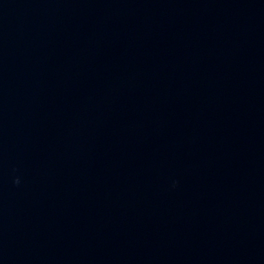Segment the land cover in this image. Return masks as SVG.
<instances>
[{
  "label": "water",
  "instance_id": "water-1",
  "mask_svg": "<svg viewBox=\"0 0 264 264\" xmlns=\"http://www.w3.org/2000/svg\"><path fill=\"white\" fill-rule=\"evenodd\" d=\"M0 264H264V0H0Z\"/></svg>",
  "mask_w": 264,
  "mask_h": 264
}]
</instances>
